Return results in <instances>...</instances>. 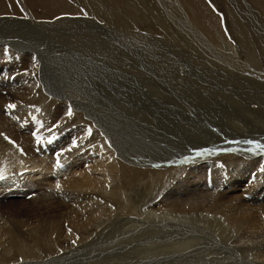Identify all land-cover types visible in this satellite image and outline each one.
<instances>
[{
	"label": "bare ground",
	"instance_id": "obj_1",
	"mask_svg": "<svg viewBox=\"0 0 264 264\" xmlns=\"http://www.w3.org/2000/svg\"><path fill=\"white\" fill-rule=\"evenodd\" d=\"M136 1L135 4L145 3V0ZM250 1L260 9L264 5V0ZM205 2L185 0V9H187L189 22L196 25L215 44L211 41L212 43L205 45L191 38L185 51L194 59H197L202 52L208 54V61L206 60L208 63L204 61L208 67V77L210 81L220 84L197 87L196 92L183 84L187 79L184 77L186 72L182 76L176 71L170 80L176 82L181 91L177 92L179 93L177 96L170 95L169 101L163 99L179 111L167 129L157 130L156 124H151L150 128L146 127L147 116L144 117V114L148 112L145 108L148 93L143 94V91L150 87L148 84L150 81L153 82L147 71L152 72L154 76L155 73L159 75V66L158 68L151 64L148 66V62H155L163 56L164 47L159 43H150L148 39L150 36L143 35L141 32H158L164 35L166 40L180 38L184 41L183 34L170 37L168 30L164 31L168 28L171 29L170 33H176L175 25L181 31L188 29L183 22L175 24L171 16L165 14L161 16L160 10L165 7L177 11L173 8L174 4L149 0L145 4V8L150 12L146 11L149 15H140V10L137 12V9L135 10L127 0H0V52H2L0 56L10 69V74L5 80L9 81L10 78L15 77L14 67L18 65L17 59L20 66L24 67L21 77L15 78L12 84L0 80V133L9 131L4 125L9 117L4 116V112L10 111L18 119H14L12 124L29 127L25 130L33 134L29 140L31 150L26 147L29 142L23 147L22 140H18L22 137L19 136L21 135L19 131L15 130L16 136L13 132L9 133V136L20 141L17 142L19 148L11 145V142L9 144L0 136V174L4 176V179H0V190L19 188L16 192L18 194L23 192L28 184L22 182V177L31 179L32 185L37 186L32 191L31 185L26 191L32 195L29 201L32 204L29 213L26 208H23L16 212L15 217L0 214V264H14L19 262L20 258L26 262L37 261L44 252L45 255H56V251L51 249L52 237L57 238L58 243H55L60 244L66 251L81 247L76 252H69L71 255L77 254L89 248L92 244L90 240H98L121 218V220L130 222L133 220L131 223H137L135 233L138 237L134 240L136 244L140 241L147 242L148 230L167 234L175 239L174 243L163 247L159 243L161 246L157 244L134 248L137 264H156L157 260H164V257L159 256L165 254L170 257H172L171 254L185 255L188 259L187 263L193 264L195 262L191 258L201 246L203 248L200 251V260L203 262L198 264H209L216 261V258L208 257L209 252H213L211 250L229 247L232 242L252 247L253 258L249 263L264 264V172L260 171L261 165H264V153L254 148V144H264V47L260 50L259 47L247 46V55L244 50L240 56L233 53L234 50L229 47L230 45L224 46L227 49L216 45L219 39L220 21ZM226 2L223 3L226 4ZM227 11L229 14L230 11L228 9ZM54 15L59 16L57 21L52 22L56 23L58 28L54 34L61 33L59 36H54L55 40H59L57 37H60L68 43H53L51 46H47L49 44L47 43L44 46L45 49L46 46L49 47L46 58L43 56L45 53L40 55L38 53L40 50L37 52V48L32 56L28 54V58L21 59L16 46H11L8 44L10 41L2 37V35H8L10 31L5 28H12L11 26L17 24L27 27L34 25L35 28L41 25L48 26L50 24L48 20L54 19ZM80 15H90L92 20L79 17ZM95 20L100 21L102 25L97 24ZM88 24L89 27H86ZM239 27L241 26L237 28ZM103 29L115 31V43L105 36ZM104 36L106 38H103ZM44 39L47 41L48 38ZM157 39L160 40V38ZM3 46H11V49L7 51ZM31 50L30 47L19 49L24 53H30ZM197 51L198 54L195 55ZM34 54L37 55L36 58ZM52 74L54 75L47 77ZM0 79L3 78L0 76ZM223 79L229 83L246 80L244 82H248L254 88L252 91L239 93L240 99L234 101L240 115L236 126L239 127L240 122L249 120H255L249 121V126H261L254 129L247 127V130L256 131V134L252 133L253 135L247 136V133L246 136L226 135L237 138L233 141H226L220 138L218 132L209 129L208 138L212 139L205 140L211 144L208 145L210 150L199 152L204 155H197L195 152L190 154L189 151L185 155L183 151L187 149L186 145L193 143V149L201 146L192 141L194 137L191 139L192 142L186 138L180 139L176 146H174L175 142L173 143L169 138L178 131L182 134L180 129L182 130L186 120L190 119L188 117L192 113V106L181 109L184 100L193 97L200 102L199 106L204 104L207 107V113L198 112V114L204 115L205 119L206 117L208 119V111L211 115L217 111L216 114L219 115L222 107H219L218 100L220 96H224L220 92V87L225 83ZM71 80L75 81L76 87L86 88L87 91H79L73 83L70 85ZM132 87L135 90L131 89ZM208 91L215 96L213 100H208ZM134 92L137 93V104L134 101ZM162 94L161 96L164 97L165 93ZM204 97L209 101V107L205 104ZM235 104L232 106L236 107ZM9 105L15 107L9 108ZM69 110L72 112L71 117L68 116ZM32 115L40 118V122L35 124V121L31 120ZM141 118L138 125L134 123V120ZM229 121L224 124L219 122L220 132L228 130L227 124L229 128L235 127L229 124ZM120 124L126 128L120 131ZM172 126H175V130L177 127L181 128L174 131L171 129ZM38 128L43 129L44 132H37ZM193 128H195L194 125ZM156 131L164 133L162 141L167 142L165 145L173 146V150L162 148L163 143H151L147 139L148 133L154 135ZM233 132L245 134L246 131L241 133L236 129ZM37 136L43 137L39 144ZM254 136L257 141L249 147L246 146L247 137ZM26 138L29 139L28 136ZM53 138L56 141H52ZM241 138H247L242 139L244 144L235 142ZM49 140L52 142L48 143ZM73 141L76 142V147L72 146ZM228 142L234 143L229 145ZM52 145L57 146L58 149L48 148ZM45 147L48 149L44 151ZM61 148L66 150V154L61 155L60 166H57L51 158L62 152ZM57 150L59 151L55 153ZM229 150H234L235 154ZM189 159H192L191 166L187 165ZM52 182L57 185H51ZM51 189L58 191V199L52 197ZM203 226L219 235L221 238L219 246H206L203 242V237L206 236ZM131 229L133 228L129 226L127 231ZM195 230L198 232L196 233ZM167 251L170 254H167ZM127 255L132 256V251L127 252ZM103 260L107 261V259Z\"/></svg>",
	"mask_w": 264,
	"mask_h": 264
},
{
	"label": "rangeland",
	"instance_id": "obj_2",
	"mask_svg": "<svg viewBox=\"0 0 264 264\" xmlns=\"http://www.w3.org/2000/svg\"><path fill=\"white\" fill-rule=\"evenodd\" d=\"M131 6H133V8L139 13L140 15H149L147 14V8H145V4L146 2H148L149 0H142L144 1L145 3L144 4H135V2L137 3L136 0H127ZM162 1V3L165 4V1H166V4L168 3L169 5H173L174 9L177 10V11H174V10H171L169 8H162L160 11H161V16L162 15H168V16H171V18L175 21L174 23H185L187 26H188V29H185V30H178L177 29V26L175 25V32H171V29H168L166 28L164 31H167L168 30V36H172V35H182L185 40L181 41V39L179 38H170V40H166L164 38V35H161L160 33L156 32V33H149V32H145V31H140L143 35H149L150 37H148V39H150V43H159L161 46H163V51H164V54L163 56H160L157 61L155 62H148V66L151 64V65H155V67L158 68V71H159V75L155 73V76L152 72H148L147 71V74H150V80H153V82H149V86L148 89L146 91H143L144 93L143 94H146L148 93V95L146 96V110H148V112L146 114H144V117L147 116V126L148 128H150V125L151 124H156V129L157 130H162L163 128H166L167 129V126L169 124H171V122L177 117V114H178V111L176 107H174L173 105L170 106L169 104L166 103V101H169L170 100V95L171 97L175 96L174 94H179L180 93V87L178 86V84L176 85V82H173L171 79V77L175 74V72L177 71L179 73V75H182L184 76L185 75V72H186V75L184 77H187L186 81L183 83L185 84L186 87H189L191 88L192 90H195L196 91V88L197 87H204V86H216L220 83L218 82H213V81H210L209 77H208V67L207 65L205 64L207 61H208V54H204L203 52L199 55V57L196 59H194V57L192 55H190L189 53H187V47H188V41L191 39V38H194L196 40L199 41V43H202V44H208V43H214V41H212V39H210L203 31H201L200 29H198V27L194 24H192L191 22H189V17H188V13H187V9L186 8V3H185V0H160ZM176 1V3L174 2ZM203 2L206 1L205 3L208 5V7L210 8L211 11H213L216 16H218L219 18V25H218V31H219V39L218 41H220L221 43H219L218 41H216V45L218 46H222L224 49H227V47H224V46H229L230 48H233L232 52L235 54V55H238L240 54V56L244 53L242 51L246 50V55H247V46L248 47H251L254 48V47H259V49H263L264 47V5L260 8H258V6L256 5H253V3L250 1V0H202ZM213 1V2H212ZM217 1V2H216ZM226 2L223 3V2ZM229 1V2H228ZM237 1V2H236ZM248 1V2H247ZM172 2H174L172 4ZM251 2V3H250ZM218 3V4H217ZM238 3V4H237ZM223 4V5H222ZM225 4V5H224ZM176 5V6H175ZM240 5V7H239ZM244 5V7H243ZM135 6V7H134ZM218 6V7H217ZM252 6V7H251ZM230 8V9H229ZM244 8V9H243ZM221 9H223L221 11ZM227 9L230 11V13L228 14V11ZM234 9V10H232ZM165 10V11H164ZM261 10V11H260ZM144 11V12H143ZM147 11V12H146ZM165 13H164V12ZM170 11V12H169ZM174 11V13H172ZM233 12V13H231ZM236 12V13H235ZM150 13V12H149ZM172 13V14H171ZM224 13H225V16H224ZM245 13V14H244ZM250 15H249V14ZM257 13V14H256ZM156 14V12H155ZM178 14V15H177ZM231 14V15H230ZM259 14V15H258ZM159 15H160V12H159ZM175 15V16H173ZM238 15V16H236ZM244 15V16H243ZM247 15V16H246ZM253 15V16H252ZM263 15V16H262ZM231 16V18H230ZM261 16V17H260ZM59 16H56L54 15L53 18L54 19H50L48 20L49 21V25L48 26H45V25H41V26H37L36 28L34 27V25L32 26H23V25H13L11 26L12 28H5L7 31H8V35H2L3 39H8V41H10V44L11 46H16L15 48L18 49V52L19 54L21 55V59H26L28 58L27 55L30 54V56H32L33 52H36L37 48V52L40 50V52H38L39 54L40 53H45L43 54L44 58H46L48 55V48L47 46H51L53 43H68V41H66L65 39L63 38H60V37H57L59 40H55V35L59 36L61 35V33H57V34H54L55 31L58 30V28L56 27V23H52V22H55L57 21ZM79 17H82L84 19H90L92 20V16L90 15H80ZM175 17V19H174ZM176 17H179V18H176ZM227 17V18H226ZM232 17H234V19L232 20ZM182 18V19H181ZM240 18V19H239ZM38 19V18H36ZM177 19V21H176ZM186 19V20H185ZM249 19V20H248ZM132 20V19H131ZM182 20V21H181ZM239 22H238V21ZM252 20V21H251ZM257 22H256V21ZM97 24L100 22V21H97ZM133 21V20H132ZM179 21V22H178ZM189 23H187V22ZM230 23H229V22ZM233 22V23H232ZM241 22V23H240ZM245 22V24H244ZM249 23L248 25L246 23ZM239 23V24H238ZM252 23V24H251ZM262 25L260 26L259 24ZM39 24V23H38ZM227 24V25H226ZM233 24V25H232ZM242 24V25H240ZM99 25L101 26L102 24L99 23ZM195 27H193V26ZM23 26V27H22ZM232 26V27H230ZM238 26H241L239 28H237ZM244 28H243V27ZM247 26V27H246ZM260 28H259V27ZM86 27H89V24L86 26ZM77 28V27H75ZM108 28V27H107ZM193 28V30L191 31V29ZM249 28V29H248ZM251 28V29H250ZM258 28V29H257ZM262 28V29H261ZM34 29V30H33ZM177 29V30H176ZM236 29V31H235ZM239 29V30H238ZM32 32H30V31ZM106 31H104L103 29V33L105 34H108L105 36L107 38H109V40H112L113 43H115V37H116V34H115V31H112V30H108V29H105ZM200 30V31H199ZM245 30V31H244ZM248 30V31H247ZM259 32H258V31ZM108 31V32H107ZM111 31V32H110ZM170 31V32H169ZM223 31V32H221ZM241 31V32H240ZM244 31V32H243ZM261 31V32H260ZM34 32V33H33ZM40 32V33H39ZM45 32V33H44ZM110 32V33H109ZM183 32V33H182ZM185 32V33H184ZM192 32H195V33H192ZM240 32V34L238 33ZM243 32V33H242ZM10 33V34H9ZM199 33V34H198ZM236 33L237 36H236ZM242 33V34H241ZM249 33V34H248ZM263 33V34H262ZM49 36H48V35ZM157 34V35H156ZM171 34V35H170ZM261 34V35H260ZM40 35V36H39ZM92 36H94L92 33H91ZM157 38H160L157 39L155 36H158ZM205 35V36H204ZM231 35V36H230ZM234 35V36H233ZM33 36V37H32ZM45 36V37H44ZM48 36V37H47ZM51 36V37H50ZM103 37V38H106V37ZM111 36V38H110ZM187 36V37H186ZM193 36V37H192ZM239 36H242V37H239ZM249 36V37H248ZM154 39H153V38ZM234 37V38H233ZM247 37V38H246ZM44 38H48L47 41L44 39ZM50 38V39H49ZM54 38V39H53ZM237 38V39H236ZM257 38V40H256ZM165 39V40H164ZM169 39V38H168ZM229 41H228V40ZM236 39V40H235ZM240 39V40H238ZM49 40V41H48ZM53 40V41H51ZM224 40V41H223ZM226 40V41H225ZM23 41V42H22ZM46 42V43H43V42ZM169 41L171 43H169ZM174 41V42H173ZM212 41V42H211ZM245 41V43H244ZM176 42V43H175ZM179 42V44L177 43ZM250 44H249V43ZM34 43V44H32ZM43 43V44H42ZM49 43V44H47ZM118 43V42H117ZM163 43V44H161ZM173 43V44H172ZM219 43V44H218ZM226 43V44H225ZM244 43V44H243ZM262 43V44H261ZM32 44V45H31ZM42 44V45H41ZM47 44L46 46V49H45V45ZM177 44V45H176ZM185 44V45H183ZM233 44V45H232ZM238 44V45H237ZM38 45V46H37ZM168 45V46H167ZM182 45V46H181ZM237 45V47L235 46ZM11 46H3L7 49L10 50L11 49ZM41 46V48H40ZM180 46V47H178ZM235 46V47H234ZM245 46V47H244ZM261 46V47H260ZM23 47H30L32 48V52L29 51L30 53H24V52H20L19 49H22ZM166 47V48H165ZM169 47V48H168ZM244 47V49H243ZM171 48V49H170ZM179 48L180 51H179ZM238 48V51H236ZM43 49V50H42ZM178 51H176V50ZM42 50V51H41ZM172 50V51H170ZM25 52H28L27 50H25ZM2 52H0V55H1ZM22 53V54H21ZM170 53V54H169ZM180 53V54H179ZM198 54V51L195 52V55ZM24 55V56H23ZM36 54H34L35 56ZM41 55V54H40ZM165 55V56H164ZM170 55V56H169ZM175 57H173V56ZM87 56V55H86ZM179 56V57H178ZM183 56V57H182ZM185 56V57H184ZM26 57V58H24ZM37 57V55L35 56V58ZM170 57H172L170 59ZM202 59H201V58ZM21 59H19V61H21ZM166 60V61H165ZM178 60V61H177ZM185 60V61H184ZM195 60V61H194ZM207 60V61H206ZM172 61H173V64H172ZM178 63H177V62ZM180 61V62H179ZM199 61V62H198ZM201 61V62H200ZM206 61V62H204ZM157 62V63H156ZM160 62V63H159ZM185 62V63H184ZM3 63V64H2ZM16 63H18V65H16L14 67V72H15V77L13 76V78L8 81L7 79L5 80V78L10 74V69L7 67L6 65V62L4 61V59L2 58V56H0V76L1 78L3 79H0L2 81H4L5 83H10L12 84L13 81L15 80V78H20L21 77V74H22V70H24V67L18 62V59L16 61ZM154 63V64H153ZM171 63V64H170ZM208 63V62H207ZM177 64V65H176ZM179 64V65H178ZM197 64V65H196ZM176 65V66H175ZM191 65V66H190ZM203 65V66H202ZM172 67V68H171ZM206 67V68H205ZM16 68V69H15ZM22 68V69H21ZM162 68V69H160ZM178 68V69H177ZM167 69V70H166ZM180 69V70H179ZM188 69V70H187ZM199 69V70H198ZM202 69V70H201ZM194 70V71H193ZM13 70H11L12 72ZM21 72V73H20ZM60 72H62L60 70ZM165 72V73H164ZM55 74V73H54ZM54 74L52 75H47V77H50V76H53ZM57 74V73H56ZM55 74V75H56ZM196 74V75H195ZM18 75V76H17ZM152 75V77H151ZM20 76V77H19ZM206 77V79L204 78ZM155 78V79H154ZM194 78V79H193ZM51 78H49L50 80ZM208 79V80H207ZM207 80V81H206ZM8 81V82H7ZM156 81V83H154ZM203 81V83H202ZM246 81V80H244ZM244 81H239V82H233V83H229L228 81L226 82L225 79H223V86L220 87V92L221 94H223L224 96H220L221 98L218 100V102L220 103L219 104V107H222L219 113V115L216 114L217 111H215V113L213 115H211V113L208 111V119L206 117V119L204 118V115L203 116H200L198 114L199 113H202V114H205L207 113L206 112V106L204 104H202V106H199L198 104L200 103L198 100H196L195 98L193 97H189L188 99L184 100V105L182 106L181 109H185L187 107H190L192 106V115L190 114L188 118L190 119H187L186 120V124H184L182 126V130L180 129V131L182 132V134H179V129L177 127V129L175 130L174 127L175 126H172V130L174 131H178L176 134L174 135H171L169 138L173 141L174 143V146H176V143L179 142L180 139H184L186 138L187 140L189 139L190 142H196L197 144H199L201 147L200 148H192V146L194 145L193 143H190V145H186L183 153H185V155H187L188 151L191 153H199L200 151L201 152H207L209 151L210 149H208V145L210 146L211 144L208 143V139H212V138H208V132L209 129L212 130V131H216L218 132V135L220 136V138L226 140V141H233V140H236L237 138H230V137H227V136H233V134L235 136H239V135H244L246 136H249V135H253V134H256V131H250V130H247L248 128L247 127H253L254 128H259L261 125L259 126H249L248 125V122H253L255 120H249L247 122L245 121H242L240 122L239 125L241 126H236V123L239 121V110L236 109L237 106L236 104L234 103V101L239 100V95L241 94V92H247V91H252L254 88L251 84H249L248 82H244ZM68 82V80H67ZM70 82V85L73 83L74 86L76 87L77 84H75V81L71 80L69 81ZM170 82V83H169ZM213 82V83H212ZM15 85H16V82H14ZM160 83V84H159ZM169 83V84H168ZM175 83V84H174ZM202 83V84H201ZM168 84V85H167ZM174 84V85H172ZM197 84V85H196ZM226 84V85H225ZM52 86V82L50 84ZM154 85V86H152ZM170 85V86H169ZM230 85V87H229ZM55 86V85H53ZM175 87V88H172V87ZM156 87V88H155ZM240 87V88H239ZM245 87V88H244ZM79 89V91H87L86 88H83V87H76ZM160 88V89H158ZM172 88V89H171ZM82 89V90H81ZM84 89V90H83ZM133 89V87L131 88ZM154 89V90H153ZM171 89V90H170ZM175 89V91H174ZM179 89V90H178ZM227 89V90H226ZM234 89V90H233ZM236 89V90H235ZM247 89V90H246ZM251 89V90H250ZM92 90V89H91ZM135 90V89H133ZM232 90H233V93H232ZM225 91V92H223ZM236 91V92H235ZM240 91V92H239ZM151 92V93H150ZM155 93V94H152V93ZM171 92V94H170ZM175 92V93H174ZM179 92V93H177ZM197 92V91H196ZM223 92V93H222ZM135 93V92H134ZM164 94V97L161 96V94ZM240 93V94H239ZM162 94V95H163ZM169 94V95H168ZM230 94V95H229ZM235 94V95H234ZM238 94V95H237ZM137 93H135L134 95V101L136 102V104L138 103L137 101ZM208 100L211 99L213 100L215 98L214 95H211V93L208 91ZM156 96V97H155ZM158 96H161V97H158ZM206 96V95H205ZM159 99H158V98ZM161 98V99H160ZM166 101H164V99ZM176 98V97H175ZM205 98V97H204ZM163 99V100H162ZM206 101H205V104L209 107V101L207 100V98H205ZM226 99V101H225ZM157 100V101H156ZM162 100V101H161ZM227 102V103H226ZM208 103V104H207ZM229 103V105H227ZM232 103V104H231ZM141 104V103H140ZM211 104V103H210ZM235 104L234 106L236 107H233L232 105ZM139 106V105H138ZM233 108H232V107ZM196 107V108H195ZM199 107V108H198ZM204 107V108H203ZM231 107V108H230ZM224 108V109H223ZM5 110V109H4ZM218 110V109H217ZM232 110V112H231ZM236 111V112H235ZM235 112V113H234ZM9 113H13V112H10V111H5L4 112V116H7V118L9 117V119L7 120V122L4 123V125L6 126V130H9L7 132H1L0 133V136L2 137V139H5V137H7L6 141L10 144V141H11V145H14V146H17L19 148V144L17 142H20L18 140H22L21 141V144L22 146L24 147L25 143L29 142L30 138H32L33 134H31L30 132H28L27 130H25L26 127H22V126H14V124H12V121L15 120H18L14 114H11L9 116V114H6ZM195 114V115H194ZM198 114V115H197ZM234 114V115H233ZM210 115V117H209ZM228 115V117H227ZM192 116V117H190ZM196 116V117H195ZM198 116V117H197ZM224 116V117H223ZM14 117V118H12ZM31 117V120H34L35 121V124H37L38 122H40V118H38L37 116H30ZM203 119H202V118ZM212 117V118H211ZM12 118V119H11ZM192 118V119H191ZM198 118V119H197ZM201 118V119H200ZM231 118V120H230ZM11 119V120H10ZM39 119V120H38ZM200 119V120H199ZM218 119V120H217ZM226 119V121H225ZM228 119V120H227ZM233 119V120H232ZM238 119V121H237ZM25 120V119H24ZM30 120V121H31ZM141 119H136L134 120V123L138 125V123L140 122ZM209 120V121H208ZM221 120V121H220ZM230 120V121H229ZM11 121V122H10ZM188 121V122H187ZM193 121V122H191ZM201 121V122H200ZM215 122V123H212V122ZM228 121L230 122L229 124L235 126V127H232L230 126V128L228 127L229 125L227 124V128L228 130L227 131H224V132H220L219 131V124H224L225 122L228 123ZM233 121V122H232ZM190 122V123H189ZM198 122V124H197ZM220 122V123H219ZM122 123H124L122 121ZM198 127H196V125ZM203 123V124H202ZM247 125H246V124ZM29 124V121L27 122V125ZM59 124V123H58ZM190 124V125H188ZM201 124V125H199ZM243 124V125H242ZM30 125V124H29ZM28 125V126H29ZM174 125V124H173ZM193 125L195 126V128H193ZM206 125V126H205ZM121 128H120V131L121 129H125L126 127L125 126H122L120 124ZM243 126V128H242ZM208 127V129H207ZM213 127V128H212ZM13 128V129H12ZM29 128V127H27ZM26 128V129H27ZM192 128V129H191ZM237 129L238 131H240L242 133V131H246L245 134H236L235 130ZM242 129V130H241ZM19 131L21 133V135L19 136H22V137H19V139L17 140L16 138H12L11 136H9V133L10 132H13V134L16 136V131ZM189 132H188V131ZM198 130V131H197ZM37 132H44L43 129L41 128H38L36 130ZM119 131V132H120ZM185 131V132H184ZM202 131V132H201ZM29 134H27V133ZM227 134H226V133ZM3 133V134H2ZM195 134L196 136H194L193 134ZM198 133V134H196ZM201 133V134H200ZM204 133V134H203ZM207 133V134H206ZM225 133V134H224ZM247 133V134H246ZM253 133V134H252ZM27 134V136L29 137V139H27L25 136ZM163 134L162 132L160 131H156L155 134L153 135V133H148V140L151 142V143H163V146L162 148H167V150H173V146H168L167 144L165 145V143H167L166 141H162L163 139ZM177 135V136H176ZM182 135H183V138H182ZM227 135V136H226ZM25 136V137H23ZM174 136V137H173ZM189 136V138H188ZM4 137V138H3ZM39 137V136H38ZM126 137V136H125ZM124 137V138H125ZM177 137V138H176ZM180 137V138H179ZM192 137H194L192 139ZM41 139H43V137L40 136ZM165 138V137H164ZM200 138V139H199ZM202 138V139H201ZM248 138V139H247ZM247 138H241V140L239 141H235L236 143L238 144H241L243 142L244 144V141H242V139H247V141H252V142H255L257 141L256 140V136L254 137H247ZM176 139V140H175ZM192 139V141H191ZM207 139V140H205ZM15 141V142H14ZM52 141H56L54 138ZM68 142V141H67ZM204 143V144H203ZM229 145H232L234 142H228ZM246 146H251V144L249 143H245ZM190 146V147H189ZM203 146V147H202ZM26 147H31L30 145V142L29 144L26 146ZM25 147V148H26ZM56 148L58 149L57 146H48V148ZM214 147V146H213ZM47 147H45L43 150H47L48 149ZM65 148V146H64ZM64 148H61L60 150L62 152H60L59 154H66V150ZM205 149V150H204ZM28 150H31L28 149ZM59 150L55 151V153H57ZM187 151V152H186ZM192 151V152H191ZM229 151H232L234 154V150H229ZM54 153V152H52ZM233 154V155H234ZM54 158H51V159H54L53 160V163L56 165L57 164V158L58 157V154L57 155H54L53 156ZM61 157V155H59V158ZM41 160V159H40ZM192 159H189L187 165L188 166H191L192 162L190 161ZM52 164V163H51ZM52 164V165H54ZM156 164V163H155ZM209 179V178H208ZM22 182L24 184H28L26 190H24L23 192H20L18 194V191L17 189L19 188H15L14 190H11V188H7V189H2V191L0 190V214L2 216H7L8 214V217H15L17 214L16 212L18 213L19 211L18 210H21L23 208H26L27 212L29 213L30 211V207H32V204L29 202L31 200V197L32 195L30 193H27L26 191L30 188V186L32 185V181L31 179L29 178H26V177H22ZM54 184V185H53ZM53 186H56L57 183L55 184L54 182H52ZM37 186L35 185H32L31 186V190L34 191V188H36ZM48 186H46L47 188ZM9 190V191H7ZM21 190V189H20ZM52 191V197H57L58 195V191L56 190H53L51 189ZM16 192V193H15ZM9 193V194H8ZM4 194V195H3ZM17 194V195H16ZM28 194V195H27ZM6 195V196H5ZM29 196V197H28ZM124 201V199H123ZM2 205V206H1ZM10 205V206H9ZM13 207H12V206ZM3 207V208H2ZM10 207V208H9ZM115 208V207H114ZM11 209V210H10ZM116 209V208H115ZM114 209V210H115ZM17 210V211H16ZM10 211V213H9ZM5 212V213H4ZM7 213V214H6ZM43 213V212H42ZM11 215V216H10ZM38 215V213L36 214ZM122 219V218H121ZM119 219L120 221L115 223L111 228L110 230L107 232L106 234L100 236L98 238V240L96 241H93V240H90L89 242L92 243L91 246L89 248H86V250H81L80 252H78L77 254H70L69 252H76L78 251V249H80L81 247H76V249H71V250H65L64 248H62L60 246V244H57L58 243V239L55 238V237H52L50 239V242L52 244V250H55L56 251V255H45V252L43 254H41V256H39L38 260L37 261H28L26 262L25 260L21 259L19 260V262L17 263H14V264H137L136 263V260H135V249L138 248V247H150V246H156L157 244L161 247L167 245V244H170V243H174L175 239L170 236V235H167V234H163V233H157V232H154L153 230H148V235H147V242H142L140 241L138 244H136L137 242H134L135 238L138 237L135 233V229L136 226H137V223H131L133 222V220L130 221H126V220H121ZM129 222V223H128ZM119 223V224H118ZM121 225V226H120ZM131 226L133 229L127 231L128 227ZM223 225V224H222ZM119 226V227H118ZM224 226V225H223ZM116 227V228H115ZM64 228L66 229V226L64 225ZM118 228V229H117ZM166 230V229H165ZM203 230H204V234L206 235L205 237H203V242L206 243V246H210V247H217L219 246L218 243H220L221 241V238L219 237V235L217 233H214L212 232L211 229H209L208 227L206 226H203ZM166 231H170V230H166ZM130 232V233H129ZM170 232H174V231H170ZM195 232L197 233L198 230H195ZM155 233V234H154ZM158 234V235H157ZM163 234V235H161ZM127 235V236H126ZM214 236V237H213ZM168 237V239H167ZM172 237V238H171ZM102 238V239H101ZM207 238V239H206ZM53 239V240H52ZM163 239V240H162ZM217 239V241H216ZM129 240V241H128ZM157 240V241H156ZM110 241V242H109ZM170 241V242H169ZM54 244H53V243ZM57 242V243H55ZM121 242L122 244L119 245L118 243ZM165 242V243H164ZM167 242V243H166ZM217 242V243H215ZM229 243L231 241H228ZM161 245H160V244ZM115 244V245H114ZM164 244V245H163ZM216 245V246H215ZM224 245V244H223ZM231 246L229 247H225L221 250H215V248L211 251L215 252H209L208 254V257H211L212 259L213 258H216V261H212L211 263L209 264H254V263H249V261H252V258H253V253H252V247L251 246H246V245H239V243L237 242H232L230 244ZM205 246V247H206ZM57 247V248H56ZM133 247V248H132ZM240 247V249H239ZM127 248V249H126ZM135 248V249H134ZM203 248V246H201L200 248H197V251H196V256H192V260H194L195 263L193 264H198L199 262H203L202 260H200V251L201 249ZM238 248V249H237ZM249 249V250H247ZM236 250V251H235ZM60 251V252H59ZM129 251H132V256L131 255H127V252ZM231 251V252H230ZM240 251V252H238ZM243 251V252H242ZM248 251V252H247ZM64 252V254H62ZM49 253V252H48ZM221 253V254H220ZM240 253V254H239ZM250 253V254H249ZM50 254V253H49ZM60 254V255H59ZM167 254H170L169 251H167ZM217 254V255H216ZM227 254V255H225ZM243 254V255H242ZM58 255V256H57ZM180 254H171L172 257H170V255H163V256H159V257H164V260H157V263L158 264H190V263H187L188 259L186 258L185 255H180ZM230 255V256H229ZM234 255V256H233ZM239 255V256H238ZM52 256V257H51ZM55 258H54V257ZM204 256V255H203ZM60 257V258H59ZM177 257V258H176ZM197 259L195 261V259ZM237 257V258H236ZM251 257V258H250ZM48 258V259H47ZM89 260H88V259ZM102 258V259H101ZM124 258V259H123ZM176 258V260H175ZM221 258V259H220ZM44 259H46V261H44ZM81 259V260H80ZM103 259H107V261L103 260ZM131 259V260H130ZM178 259V260H177ZM218 259V260H217ZM23 260V261H22ZM84 260V261H83ZM147 261V259H145ZM225 260H227L225 262ZM125 261V262H124ZM131 261V262H130ZM160 261V262H159ZM166 261V262H165ZM169 261V262H168ZM177 261V263H176ZM182 261V262H181ZM220 261V262H219ZM51 262V263H50ZM81 262V263H79ZM133 262V263H132ZM214 262V263H213ZM229 262V263H228ZM144 263V262H143ZM156 263V264H157Z\"/></svg>",
	"mask_w": 264,
	"mask_h": 264
},
{
	"label": "snow or ice",
	"instance_id": "obj_3",
	"mask_svg": "<svg viewBox=\"0 0 264 264\" xmlns=\"http://www.w3.org/2000/svg\"><path fill=\"white\" fill-rule=\"evenodd\" d=\"M8 107L9 108H14L15 106L14 105H9ZM71 115H72V112H71V110H69L68 111V116L71 117ZM89 134H91V130H89ZM5 139H7V137H5ZM51 142H52L51 140L48 141V143H51ZM37 143L38 144L41 143V138L38 137V136H37ZM246 143L253 144L252 141H247ZM72 146L73 147H76V142L75 141H73V145ZM254 148L256 150H258L260 153H264V144H258V143L257 144H254ZM68 150L70 151L71 149H68ZM59 155H62V154H58V157H57V166H60V164H59ZM197 155H204V153H197ZM260 171L261 172H264V165H261ZM0 179H4L3 174H0Z\"/></svg>",
	"mask_w": 264,
	"mask_h": 264
}]
</instances>
